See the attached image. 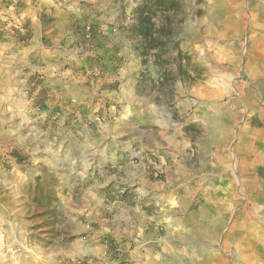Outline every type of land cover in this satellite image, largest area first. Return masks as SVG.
Wrapping results in <instances>:
<instances>
[{"label":"rangeland","instance_id":"obj_1","mask_svg":"<svg viewBox=\"0 0 264 264\" xmlns=\"http://www.w3.org/2000/svg\"><path fill=\"white\" fill-rule=\"evenodd\" d=\"M37 1L0 0L1 106L25 103L15 94L22 88L19 72L24 60L39 68L33 52L45 48L28 44L65 38L52 28V19L63 16L34 13ZM56 2L77 8L85 23L79 38L90 49L79 69L77 57L67 56L61 69L92 78L105 73L91 52L106 34L110 88L118 93L133 85L132 73L141 68L158 92L162 128L143 131V146L122 142L116 154H91L78 142L86 136L81 127L64 134L66 144L45 148L31 138H38L36 128L0 121V264H198L195 254L172 260L167 252L172 235L176 247L183 245L178 226L199 199L216 198L200 191V183L247 177L218 173L247 168L244 145L237 154L233 148L264 105V88L254 86L264 55L257 30L264 0ZM17 5L28 13L14 10ZM214 108L228 121L220 131ZM172 113L174 128L167 127ZM217 135L220 148H213ZM215 167L217 174L209 171ZM209 235L208 244L214 231ZM209 257L216 264L217 255Z\"/></svg>","mask_w":264,"mask_h":264},{"label":"crops","instance_id":"obj_2","mask_svg":"<svg viewBox=\"0 0 264 264\" xmlns=\"http://www.w3.org/2000/svg\"><path fill=\"white\" fill-rule=\"evenodd\" d=\"M56 1L58 0H38L31 9L38 14L49 12L54 16H63L62 20L55 17L52 19V28L59 31L60 36L61 33L65 34V38H57L54 35L38 41L39 44L36 41L28 44L29 47H45L33 52L38 55L35 60L39 68L34 66V70H31V66L23 61L24 68L19 72L22 88L15 94L18 99H24L25 103L22 107H19L17 102L0 105V121L5 122L2 127L19 124L23 128H36L38 138H31L39 141L40 146L45 148L52 144V141L55 145L66 144L68 140L64 139V134L81 127L86 136L78 142L80 145H87L86 150L91 154H106L107 151H114L116 154L120 152L119 143L122 142L145 145L142 132L153 127L162 128L159 123L158 92L152 87V83L142 77L141 68L132 73L135 79L133 85L119 89L118 93L110 88L107 69L112 54L111 42L105 37L106 34L93 42L95 45L91 53L97 56L96 63L101 65V68L104 67L107 73L92 78L85 74L82 77L78 74L80 72L71 73L61 69L64 61L75 57L79 60L76 61L79 69L82 65L80 61L86 60L90 49L88 52L87 47L84 50L85 41L79 38V30L81 25L85 28V23L83 19L78 18L77 8L72 5L61 6ZM18 5L14 10L22 14L28 13V7ZM257 11L260 16L257 30L261 32L258 43L264 47V7ZM104 24L101 25L104 27ZM48 45H53L55 49H47L50 47ZM258 62L260 65L256 69L254 86L264 88V55ZM235 109L239 110L237 107ZM256 111L258 120L252 126L245 127L242 135L237 136L233 148V154H237L243 151L244 145L247 168L239 167L236 173L226 170L218 173L219 167L209 170L221 176L245 175L246 178L242 177L245 182L222 181L220 184L215 182L210 185H198L200 191H209L210 194L214 191L216 198L199 199L197 210L189 211L188 215L183 217L181 226H178L179 233L183 236V245L181 248L176 247L175 236L172 235L167 252L172 260L176 254H195L200 261L198 264H214L209 257L214 253L217 255L216 264H264V105L256 108ZM172 115L173 113L167 117L170 120L167 127L174 128ZM213 115L218 120L214 128L220 131L221 125L228 121L219 108H214ZM26 136L30 139L28 133ZM217 138L218 135L213 148H220ZM260 163L262 166L257 167ZM220 191L224 193L219 194ZM210 231H214L215 236L213 243L208 244V238L212 237L209 235ZM216 233L221 235L216 236Z\"/></svg>","mask_w":264,"mask_h":264}]
</instances>
